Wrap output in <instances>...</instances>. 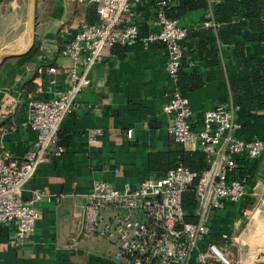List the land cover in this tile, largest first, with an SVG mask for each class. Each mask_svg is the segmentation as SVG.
Here are the masks:
<instances>
[{
  "label": "crops",
  "instance_id": "0c3cea01",
  "mask_svg": "<svg viewBox=\"0 0 264 264\" xmlns=\"http://www.w3.org/2000/svg\"><path fill=\"white\" fill-rule=\"evenodd\" d=\"M221 1L208 0L209 5ZM27 5L28 0H0V50L24 49ZM203 16L202 10H196L181 22L195 29L202 26ZM83 19H94L90 5L77 0H37L33 48L23 56L0 59V144L16 160L22 159L35 140V132L27 124L26 101L31 97L50 99L66 86L64 72L50 73L47 68L70 62L60 55V49ZM136 20L141 32L150 30L153 11L149 2L137 11ZM183 47L186 69H191L197 63L196 41L188 38ZM245 51L246 56L264 58L263 45L246 44ZM219 57L217 66L201 69L212 77L186 95L197 119L229 95L236 98L230 81L244 72L245 57L236 56L234 47L228 44L219 45ZM165 58L160 42L147 46L135 43L125 52L115 46L104 51L102 61L88 73L90 82L77 97L79 105L65 116L59 128L64 152L41 163L23 186L24 198L33 189L53 197L36 203L39 216L34 231L21 242L13 239L9 227L2 226L0 264H111L107 256L113 246L80 233L78 204L93 181L105 180L117 188L124 182L136 186L145 178L162 176L179 149L193 150L175 141L167 130L169 117L162 108L169 99L171 84L164 68ZM257 114L255 135L264 137V112L259 110ZM88 128L101 130L92 143L87 142ZM127 128H132L131 137L126 134ZM259 159L250 187L258 183L257 179H264V156ZM59 194L64 196L55 200ZM254 194L248 189L244 201ZM253 209L243 201L227 203L210 220L212 231L228 233L242 264H258L253 258L261 252L255 247L260 240L253 226L259 209L242 226L241 212Z\"/></svg>",
  "mask_w": 264,
  "mask_h": 264
},
{
  "label": "built area",
  "instance_id": "2783aa9c",
  "mask_svg": "<svg viewBox=\"0 0 264 264\" xmlns=\"http://www.w3.org/2000/svg\"><path fill=\"white\" fill-rule=\"evenodd\" d=\"M77 1L93 8L94 19L81 20L73 37L60 49V55L70 62L47 68L50 73L64 72L66 86L50 99H27V124L35 132V140L22 159H14L0 144V226L9 227L17 242L34 231L39 216L36 203L53 195L33 189L24 198L23 186L41 163L64 152L59 128L79 105L77 97L90 82L88 73L102 61L104 51L115 45L160 42L171 84L169 99L162 108L169 117L167 130L175 141L201 151L206 168L197 172L179 163L162 176L145 178L136 186L124 182L120 188L94 180L78 204L80 233L111 244L114 249L107 256L111 264H242L230 253L233 242L228 233L218 232L215 241L209 238L210 220L227 203L246 199L249 183L244 175H236V159L261 156L263 139L237 135L241 126L236 118L239 105L231 95L204 110L198 119L194 116L188 97L178 85L182 41L189 27L166 15V0ZM147 2L153 11V25L143 34L136 15ZM202 26H218L211 9L204 13ZM100 132L98 128L86 129L87 142L92 143ZM126 134L131 137L132 128H127ZM192 185L197 199L196 220L187 221L181 198ZM241 213L245 217L247 211Z\"/></svg>",
  "mask_w": 264,
  "mask_h": 264
},
{
  "label": "trees",
  "instance_id": "16d2710c",
  "mask_svg": "<svg viewBox=\"0 0 264 264\" xmlns=\"http://www.w3.org/2000/svg\"><path fill=\"white\" fill-rule=\"evenodd\" d=\"M166 1V15L170 18L182 20L193 11L202 10L205 13L211 9L213 19L218 23L216 29L205 26L189 29L182 41L183 45L186 39L192 38L197 46V63H193L191 69H186L184 52L178 71L179 89L185 96L212 77L209 71L203 72L201 69L213 68L219 64L220 44L232 45L236 56L239 57L246 56V44L254 43L264 46V0H223L213 5H209L208 0ZM115 47H120L121 51L125 52L130 46L115 45ZM243 68L244 72L230 81L231 90L236 94L235 101L239 105L236 118L241 126L237 135L243 139L257 136L264 141V137L255 135L254 126V121L258 117L257 111L264 112V58L248 55L243 61ZM236 160V175H244L250 185L252 173L260 164L259 157L255 159L239 157ZM179 163L197 172L206 168L204 154L198 150L179 149L174 154L170 168ZM181 204L185 220H196L197 199L193 185L182 194ZM209 238L217 240L218 232L211 231Z\"/></svg>",
  "mask_w": 264,
  "mask_h": 264
},
{
  "label": "rangeland",
  "instance_id": "374dc122",
  "mask_svg": "<svg viewBox=\"0 0 264 264\" xmlns=\"http://www.w3.org/2000/svg\"><path fill=\"white\" fill-rule=\"evenodd\" d=\"M262 156H264V153L262 154ZM263 177H264V175H263ZM253 179L254 178H252V180ZM257 180H258L257 181L258 183H255L251 187L248 185L249 188L247 187L250 192H254L255 194L252 196H249V197H252L251 199L248 198L246 201L243 200V202L245 205H247V207L249 205H251V207L254 206V209L251 210L250 212H247V214L244 215L245 217L243 218L244 222H243L242 226L244 227L251 220V217L254 213V210L259 209V213H258L259 215H257L259 217L255 218L254 223L261 219V221L263 222V226H262V229L260 230V232L258 233L260 236L259 242L261 243V245L256 244L257 246H255V247H257L258 252H260V251L261 252L257 255V257H255L253 259H254V262L257 261L258 264H264V179H262V180L257 179ZM250 200L252 201V204H249ZM229 250H230L231 254L234 253V255L237 256V248L236 247H234V246L229 247ZM254 262L251 261V263H254ZM248 263H250V262H248Z\"/></svg>",
  "mask_w": 264,
  "mask_h": 264
},
{
  "label": "water",
  "instance_id": "95a60500",
  "mask_svg": "<svg viewBox=\"0 0 264 264\" xmlns=\"http://www.w3.org/2000/svg\"><path fill=\"white\" fill-rule=\"evenodd\" d=\"M36 5H37V0H28L27 20H26L27 41H26V45L24 49L21 51H11L8 49H1L0 59L6 58V57L23 56L31 51L35 43Z\"/></svg>",
  "mask_w": 264,
  "mask_h": 264
},
{
  "label": "bare ground",
  "instance_id": "6f19581e",
  "mask_svg": "<svg viewBox=\"0 0 264 264\" xmlns=\"http://www.w3.org/2000/svg\"><path fill=\"white\" fill-rule=\"evenodd\" d=\"M254 230L256 231V232H260V230L262 229V226H263V222L261 221V219L259 220V221H256L255 223H254ZM255 233V232H254ZM257 235H258V233H257ZM260 237V236H259ZM258 237V239H260ZM262 242V241H261ZM260 243V242H259ZM263 243V242H262ZM260 245H261V243H260ZM258 252V251H257Z\"/></svg>",
  "mask_w": 264,
  "mask_h": 264
}]
</instances>
